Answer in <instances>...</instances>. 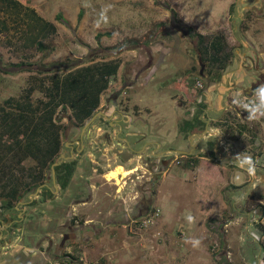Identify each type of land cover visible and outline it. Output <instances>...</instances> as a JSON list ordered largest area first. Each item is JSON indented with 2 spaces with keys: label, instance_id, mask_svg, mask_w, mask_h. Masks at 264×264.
Returning <instances> with one entry per match:
<instances>
[{
  "label": "rangeland",
  "instance_id": "rangeland-1",
  "mask_svg": "<svg viewBox=\"0 0 264 264\" xmlns=\"http://www.w3.org/2000/svg\"><path fill=\"white\" fill-rule=\"evenodd\" d=\"M22 1L33 6L42 18L52 21L57 30L46 37H40L43 49L26 44L29 32L24 39V27L18 28L21 29L18 32L16 26H12V30L7 34L1 32L0 66L9 69L11 64L20 61L34 65L72 61L79 65L91 60L115 59L119 61L117 73L110 78L108 89L102 93L97 109L109 105L111 102L106 101V98L111 97L112 93L124 84L131 85L123 91L126 101H119L117 106L127 102L130 107L136 105L140 109L139 117L144 121L142 128L146 139L155 136V127L160 121L158 115L162 114L166 117L165 128L176 132L177 141L182 143L185 140L186 133L180 129L183 110L179 108L176 100L181 94L185 96L186 88L176 78L183 76L185 79L186 72L196 73L193 70L199 68L197 59L200 53L196 33L203 35L204 43L219 35L225 44L224 51L230 54L227 68L224 70H219V67L212 65L207 58H201L200 63H205L208 70L209 67L212 68V73L208 72L206 80L209 89L218 86L222 90L221 84L231 82L235 76L227 75L226 71L237 66L241 57H249L252 65L262 64L260 70L254 67V71L258 70L264 74V0ZM172 11L175 16H172ZM102 13L106 19L102 17ZM58 14L61 15L60 19L56 18ZM1 67L0 104L6 98H18L29 85L30 76L36 75L35 72L29 71L5 73ZM139 72V77L135 78ZM211 95L216 96V91H212ZM239 95L246 96L236 92L234 98L237 99ZM45 98L39 91H34L32 95L34 101ZM194 102L192 95L188 97L186 105L195 106ZM231 111L230 107L222 115L229 125L235 124L233 129H223V135L229 142H224V149L232 151L228 145L233 146L236 143L238 154L252 156L256 166L255 177L249 176L244 169L237 168V162L226 161L227 157L221 161L216 160L218 163L223 161L221 167H225L229 175H225V178L217 177L215 172L203 171L202 159L185 160L182 161L181 167L173 168L169 179L162 176L161 182L157 184H144L145 196L142 203L135 204L134 200L128 198L137 194L132 191L135 183L131 177L129 179L128 175L123 178L120 176L116 181L120 184L115 181L108 182L104 178L114 168L126 167L128 163L121 164L114 159L112 152L108 151L110 146L106 141H100L94 136L90 140L91 143H87L92 161L88 156H81L77 161L76 173L70 177L68 190L61 195L63 199L57 200L63 201L64 206L56 201L43 204L44 198L39 196L27 207L23 223L16 222L11 227L6 226L7 229H4L5 225L2 224L6 223V219L0 213V219L4 220L0 221V237H3L0 239V261H3L1 263L258 264V256L261 257L263 252L259 250L251 232L264 234V218L258 206H264V186H261L264 184V125L255 119L240 120ZM69 115L67 109L61 108L54 114L55 122L61 125L58 132V150L43 164L30 155L24 156L11 168L12 170L16 164L24 167V170L15 169L16 175L23 178L21 173H25L27 168L41 167L46 172L55 167L53 163L60 160L58 155L63 150L62 141L69 143L76 134L70 127L77 124ZM210 125L212 126L211 123ZM242 125L244 127L241 129ZM28 128L29 125L20 127L11 124L9 129L4 130L12 135L11 137H15L19 132L18 137L23 135V140L27 137ZM169 130L164 133V137L168 135ZM63 131L67 132L66 137H63ZM48 138L45 134L40 138L43 140L37 141L36 144L40 147L46 146L43 144L46 141L50 143ZM33 139L34 137L28 138L31 145ZM113 152L115 153V150ZM195 166L200 167V172L205 178L201 182L202 176L197 184L186 180L182 175L185 169H194ZM252 179H256L258 185L255 183L254 190L249 188L250 192L243 193ZM86 185H91L92 202L76 205L77 220L71 223L75 228L73 231L63 229L61 220L64 210L61 208H65L75 191L81 190L78 195L86 192ZM30 192H26L18 201L28 200ZM191 203H202L203 206L208 203L209 214H205L201 226L206 231L202 250L193 247L191 251L186 252V247L181 249L177 242L185 238L189 230L185 223V213ZM21 206L19 205L18 210L15 209L13 213L12 209L6 210L11 220L16 219V214L23 215ZM155 209H158L157 215H153ZM250 210H255L252 219ZM150 215L151 223L140 226L137 220ZM176 215L184 216L183 220L181 221V217L178 220ZM62 238L65 241L59 247ZM186 238H189V235ZM261 243L264 246V238ZM134 246L138 250L128 253L127 247ZM196 252L202 256H195ZM206 253L208 262H205ZM171 256L176 259H171Z\"/></svg>",
  "mask_w": 264,
  "mask_h": 264
},
{
  "label": "flooded vegetation",
  "instance_id": "flooded-vegetation-1",
  "mask_svg": "<svg viewBox=\"0 0 264 264\" xmlns=\"http://www.w3.org/2000/svg\"><path fill=\"white\" fill-rule=\"evenodd\" d=\"M196 43L198 44V42ZM197 60L199 61V68L193 70L196 71V73L188 71L184 74L185 79L183 76H180L179 79L176 78V80L180 81L181 85L186 88V93L184 94L186 97H183L181 94V96H179L180 98L178 97L176 100L179 108L183 110L181 113L182 124L187 125V122H190L189 125L191 126V124H193L192 122H195L196 125L197 120L200 121L194 129L189 128L190 131L188 129L184 131L186 134L185 140H182V143L180 140L177 141L175 131L172 132L165 128L164 123L166 117L162 114L158 115L160 121L159 125L155 127V136L146 139V133L142 128V122L144 121L139 117L140 109L137 108L136 105H131L130 107L127 102L125 105L121 104L120 107L117 106L119 101H126L123 91L125 87L131 86L124 84L122 88L112 93L111 97L106 98V101L111 102L109 105H103L100 109H97L98 105L93 114L86 118L83 123H77L73 120L77 125H72L70 129L71 131H76V134L71 142L62 141L63 150L60 151L58 155V158L61 160V163L58 165L65 164L66 167H62L60 172H58V178L55 167L54 173L52 168L46 172L41 170V174H44V177L33 191H28L30 192L28 200L17 201L20 203L19 205H22L21 210L24 211L23 215L16 214V219L11 220L10 217H8L9 213L6 212L8 208H2V204H0V213L3 215L4 219H6V223H2L5 225L4 229H7L6 226H13L16 222L23 223L25 219L24 213L27 207L39 196L44 198L42 201L43 204L49 201H56V203L60 202L64 206L63 201L57 200L63 199L61 195L64 194L63 192L65 190H68L67 187L71 184L70 177L76 173L77 161L81 159V156H88V159L92 161L90 158V147L87 143H91L90 140H92L94 136L100 141H106L107 145L110 146L108 151L112 152L114 159H117L121 164L128 163L127 166L125 165L126 167H123L128 171L132 170V172L128 174V178L130 179L131 177L132 182L135 183V187L132 191L137 192L136 195H130L128 198L129 200H134L133 202L135 204L139 202L142 203L143 196H145L144 184L147 183L151 186L157 184L161 182L162 176L169 179L173 168L177 166L181 167L182 161H192L196 158L209 160L210 157L206 155L209 156L208 151L210 142L212 143L214 156L217 158L215 160H220V157H227V151H225L223 146L226 140V137L223 135V129H233L235 124L234 126L229 125L230 123L222 116L223 112L231 107L235 115L237 99L242 95H239L236 99L234 98V94L236 92H241L246 94L245 97H250L253 95L255 88L259 84L264 83V74L260 71L252 73L251 70H247L245 75H240V72L237 71L239 66H234L226 71L227 75L235 76L231 82L228 81L226 84H221L223 85L222 90H220L218 86H213L209 89L208 86H206L208 84L206 81L208 78V69L205 63H200L201 58L199 56ZM247 60L245 56V63H247ZM191 67L192 66H190V70ZM235 72H237V74ZM140 73L141 72L137 73L135 78L139 77ZM214 90L216 91V96L211 95V92ZM192 95L195 99V106H187L188 97ZM100 101L101 96L99 102ZM238 118H240V120L246 119L248 118V113L243 111ZM168 130V135L164 137V133ZM66 133L65 131L62 132L63 137H66ZM113 150H115V153ZM178 151H184L185 154L178 153ZM225 160L235 161L230 158ZM66 176L68 178H66V183H64V178ZM60 177L61 180H58ZM85 188L86 192L83 193L84 195H78V193H81V190L75 191L74 196L70 197L65 208H61L64 210L61 220L63 229L73 231L75 228L71 223L77 220L78 214L75 211L76 205H86L92 202L91 185H86ZM17 202L9 208V210L12 209V213L15 209L18 210L19 205L16 204ZM2 220L3 219H0V221ZM26 220H28V218ZM64 241L65 239L62 238L58 246L61 247ZM49 244L51 243L49 242Z\"/></svg>",
  "mask_w": 264,
  "mask_h": 264
},
{
  "label": "trees",
  "instance_id": "trees-1",
  "mask_svg": "<svg viewBox=\"0 0 264 264\" xmlns=\"http://www.w3.org/2000/svg\"><path fill=\"white\" fill-rule=\"evenodd\" d=\"M172 16H175L173 11ZM56 18L60 19L61 15H56ZM12 26H16V32L21 30L18 28L24 27L22 29L25 33L24 39L29 32L26 44L36 46L38 49L44 47L40 37H46L57 30L53 22L45 20L36 13L34 8L23 5L19 0H0V33L7 34L12 30ZM196 37L200 58H207L212 65L216 64L219 70L226 69L230 54L224 51L225 44L222 38L215 35L209 42L204 43L203 35L196 33ZM71 62L34 65L20 61L11 64L9 69L0 66L5 73L19 71L36 73L30 76L29 85L24 88L18 98H6L0 104V199L2 208H11L26 192L34 189L41 182L43 178L41 167L27 168L25 173H21L24 180L14 173L17 168L24 170L23 166L16 164L12 170L11 168L24 156L29 155L43 164L51 154L58 150V132L61 125L55 122L54 114L57 109L70 110V118L77 123H83L99 105L101 93L106 90L110 78L117 73L119 67V61L115 59L95 61L81 67H76L77 63ZM209 71L212 73L211 67ZM76 90L83 93L79 95ZM34 91L44 94L45 100L34 101L32 99ZM189 123L182 124L180 129L183 132L187 129L190 131L189 128L194 129L200 121L197 120L196 125L192 122L191 126ZM11 124L20 127L29 125L27 137L21 140L23 135L18 137L19 132L15 137H11L12 135L10 136L4 130L9 129ZM243 127L242 125L241 129ZM45 134L49 136L50 143L46 141L43 144L46 146L40 147L36 142L42 141L43 139L40 138ZM29 137H34L33 145L31 141L28 142ZM35 146L37 148H34ZM208 154L211 160H215L211 142ZM8 163L10 165H7ZM62 167H66L65 164L55 166L57 178ZM66 178L68 177L64 178V183H66ZM58 180H61V177ZM258 206L260 212H263L264 206L262 204Z\"/></svg>",
  "mask_w": 264,
  "mask_h": 264
},
{
  "label": "crops",
  "instance_id": "crops-1",
  "mask_svg": "<svg viewBox=\"0 0 264 264\" xmlns=\"http://www.w3.org/2000/svg\"><path fill=\"white\" fill-rule=\"evenodd\" d=\"M19 2H21L23 5H26L27 7H29V8H33V6H31V5H29L28 3H26L25 1H22V0H19ZM36 11V10H35ZM36 13H37V11H36ZM38 15H39V13H37ZM41 16V15H40ZM46 20V19H45ZM48 21H50V20H48ZM52 22V21H51ZM10 24V23H9ZM13 24V23H12ZM54 24V23H53ZM55 25V24H54ZM56 26V25H55ZM57 28V27H56ZM11 31V30H10ZM252 58H254V57H252ZM248 60L246 61L247 63H245V57H241L240 58V62H239V64H237V66H239V70H238V72H240V75H245L247 72V69H250L251 70V72L252 73H255V72H257L258 70H260L262 67H263V65L261 64V65H257L256 66V64H254V65H252V63H251V61H250V59H249V57L247 58ZM102 59H100V60H91L92 62H95V61H101ZM257 60H258V58H257ZM91 63V62H90ZM86 64H89V62L88 63H86ZM86 64H81V65H78V66H76V67H81V66H84V65H86ZM75 67V68H76ZM252 67H253V69H252ZM254 67H257V69L258 70H256V71H254L255 69H254ZM260 68V69H259ZM236 74H237V72H235ZM228 78V77H227ZM225 85V84H224ZM108 88V87H107ZM106 88V89H107ZM76 93L77 94H79V95H81L83 92L82 91H80V90H76ZM102 94V93H101ZM78 95V96H79ZM69 111V113H70V110H68ZM226 141V140H225ZM224 141V142H225ZM228 141H230V140H228ZM226 144H228L229 142H225ZM229 146V148H231L232 149V151L231 150H229V151H227L228 153H227V159L228 158H230V159H233V160H235L234 159V157L238 154V146L236 145V143H234V145L232 146V145H228ZM229 153H230V155H229ZM224 157H220L219 159H220V161L223 159ZM201 161H203V165L204 166H202V170L203 171H206V170H208L209 171V173L210 172H215L216 173V176L217 177H221V178H225L226 176L228 177L229 175H227V171H225V167H221L222 165H221V163L223 162H217L216 160H212V161H209L208 159H202ZM220 164V165H219ZM202 165V164H201ZM239 166V165H238ZM124 168V167H123ZM200 167L199 166H195L194 167V169H185V171H183V177H185V179L186 180H188V181H190V182H192V183H196L197 184V182H199V180L201 179V177L203 176L202 175V172H200V169H199ZM237 168H240V167H237ZM125 170V172H128V174L129 173H131L132 172V170H130V171H128L127 169H124ZM234 171V170H233ZM230 172H232V171H230ZM127 174V175H128ZM119 175H122L123 177L124 176H126V175H123L122 173H120ZM119 175H117V178L118 179H120V177H119ZM226 175V176H225ZM206 176V178H210L208 175H205ZM208 176V177H207ZM104 178H105V180L106 181H115V183L116 184H120V183H117L116 182V180L114 179V178H111L110 180H108L107 178H106V176H104ZM261 178V177H260ZM203 179H205L204 178V176H203V178L201 179V182H203ZM210 180V179H209ZM209 180L208 181H206V183L207 182H209ZM229 182L230 183H232L230 180H229ZM263 182H264V180H263ZM205 183V182H204ZM243 183V182H242ZM241 183V184H242ZM252 184V186H251V184ZM255 183H256V185H258L257 183L258 182H256V179L254 180V179H252V180H249V183L247 184V189L246 190H244L243 188L241 189V188H239V190H244L243 191V193H246V192H250L249 191V188H250V190L252 191V190H254L255 189V187H256V185H255ZM203 184V183H202ZM233 184V183H232ZM201 185V184H200ZM233 185H235V184H233ZM235 186H238V185H235ZM262 187L264 186V184H262L261 185ZM200 190V189H199ZM246 191V192H245ZM203 194H205L204 192H203ZM253 195V194H252ZM239 198V197H238ZM237 198V199H238ZM236 199V200H237ZM236 200H235V202H236ZM176 205H179V203L177 204V203H175ZM190 206H197L196 208H192V207H190ZM190 206H189V210H187V212L185 213V214H187L186 215V217H185V223H186V226H187V228H189V230H187V235H186V237L189 235V238H183V239H179L178 240V242L177 243H179V246H180V248L182 249L184 246L186 247L185 248V250H187L186 252H188V251H191V249H193V247H192V245L191 244H188V243H185V241H184V243H182V241L183 240H186V239H190V235L192 236V238H194V239H199L200 241H201V243H200V246L199 247H197V248H199V249H201L202 250V248H203V245H205V235H206V231H204L203 229H202V227L201 226H203V222H204V218H205V214H209V211H208V207H209V204L208 203H206V205H202V203H191L190 204ZM179 208H177V210H178ZM183 212V211H182ZM237 212H239V210H237ZM249 212H251V217H250V219H252L253 218V214H255V210H250ZM181 213V212H180ZM184 213V212H183ZM189 214H191L193 217H194V222L193 223H189L188 222V220H187V217H188V215ZM177 216V217H176ZM175 217L176 218H178V220H179V218L181 217V221L183 220V218H184V216H180V215H176ZM213 216H214V214H213ZM256 231V230H255ZM253 235H252V237H253V239L254 240H256L257 241V244H258V247H259V250L261 249L262 250V256L260 257V256H258V264H264V246L263 245H261L262 243V239L264 238V234H262V232H260V233H258V232H256V233H253V232H251ZM200 234H202L201 236H200ZM205 236V237H204ZM170 237H171V234H170ZM204 237V238H203ZM256 237H258V239L256 238ZM3 237H0V239H2ZM242 239H243V237H242ZM133 243H135V242H133ZM132 244H131V242H129V246H131ZM190 250H189V249ZM127 249H128V253H130V251H134V250H138V249H136L135 248V246L134 247H127ZM190 253V252H189ZM153 254V253H152ZM169 255H172V254H169ZM198 255H200V257L202 256V254H200V253H198V252H196V254H195V256H198ZM204 256H205V262H208V257H207V253L206 254H204ZM0 257H1V255H0ZM1 259V258H0ZM169 259H170V257H169ZM171 259H173V260H175L176 258L175 257H172L171 256ZM170 259V260H171ZM201 260V259H200ZM1 262H3L2 260L0 261V263ZM200 262H202V260L200 261ZM2 264V263H1ZM15 264V263H14ZM18 264V263H17Z\"/></svg>",
  "mask_w": 264,
  "mask_h": 264
},
{
  "label": "clouds",
  "instance_id": "clouds-1",
  "mask_svg": "<svg viewBox=\"0 0 264 264\" xmlns=\"http://www.w3.org/2000/svg\"><path fill=\"white\" fill-rule=\"evenodd\" d=\"M103 17V13L101 14ZM106 19V17H103ZM254 99L247 104L242 105L248 112V119L253 120L257 117L264 116V83L259 84L253 91ZM235 161L241 169H244L247 174L251 177L256 175V166L250 155L237 154L234 157ZM189 223L194 222V217L189 214L187 217ZM258 239V237H256ZM185 243L191 244L192 247L196 248L200 246L201 241L199 239H186Z\"/></svg>",
  "mask_w": 264,
  "mask_h": 264
},
{
  "label": "built area",
  "instance_id": "built-area-1",
  "mask_svg": "<svg viewBox=\"0 0 264 264\" xmlns=\"http://www.w3.org/2000/svg\"><path fill=\"white\" fill-rule=\"evenodd\" d=\"M253 99H254V96L253 95H251L250 97L240 96L237 99V108H235V110H236V113H235L236 117H239L240 114H241V112L246 111V109L242 105L249 103ZM255 120H257L261 125H264V116L257 117ZM157 214H158V209L157 210L155 209L153 211V215H157ZM262 217L264 218V210L262 212ZM151 221H152L151 215L148 216V217H146V218H144V219L137 220V222L140 223V226H143L145 223H147V224L148 223H151Z\"/></svg>",
  "mask_w": 264,
  "mask_h": 264
},
{
  "label": "bare ground",
  "instance_id": "bare-ground-1",
  "mask_svg": "<svg viewBox=\"0 0 264 264\" xmlns=\"http://www.w3.org/2000/svg\"><path fill=\"white\" fill-rule=\"evenodd\" d=\"M120 173H122L123 175H127L128 172H124V168L122 166H118L114 168L112 171H110L109 173H107L106 178L108 180H110L111 178H114L116 181H118L117 175H119ZM120 176L121 178H123L122 175H119V177Z\"/></svg>",
  "mask_w": 264,
  "mask_h": 264
},
{
  "label": "water",
  "instance_id": "water-1",
  "mask_svg": "<svg viewBox=\"0 0 264 264\" xmlns=\"http://www.w3.org/2000/svg\"><path fill=\"white\" fill-rule=\"evenodd\" d=\"M94 116H95V115H94ZM178 153L185 154L184 151H178ZM60 163H61V160H58V161L54 162L53 165H54V166H57V165L60 164ZM52 171H53V173H54V167L52 168Z\"/></svg>",
  "mask_w": 264,
  "mask_h": 264
}]
</instances>
